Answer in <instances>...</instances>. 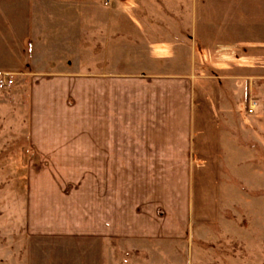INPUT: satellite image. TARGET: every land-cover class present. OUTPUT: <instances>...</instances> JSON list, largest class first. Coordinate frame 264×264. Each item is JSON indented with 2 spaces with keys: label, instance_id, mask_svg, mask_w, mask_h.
Masks as SVG:
<instances>
[{
  "label": "rangeland",
  "instance_id": "374dc122",
  "mask_svg": "<svg viewBox=\"0 0 264 264\" xmlns=\"http://www.w3.org/2000/svg\"><path fill=\"white\" fill-rule=\"evenodd\" d=\"M47 5L36 15L44 33L34 58L48 52L61 61L32 70L51 75L43 78L30 74L20 13L12 24L0 0V264H264L259 175L243 167L248 179H240L224 167L214 182L212 167L171 165L123 167V176L122 167H103L101 177L100 167L47 148L60 113L84 109L83 83L58 77L76 72L60 70L74 68L64 61L74 57L68 49L80 54L88 19L108 11L103 0L70 12ZM258 91L248 107L256 112Z\"/></svg>",
  "mask_w": 264,
  "mask_h": 264
},
{
  "label": "crops",
  "instance_id": "0c3cea01",
  "mask_svg": "<svg viewBox=\"0 0 264 264\" xmlns=\"http://www.w3.org/2000/svg\"><path fill=\"white\" fill-rule=\"evenodd\" d=\"M81 1L4 0L12 24L20 13L30 74L46 67V60L61 61L45 51L43 60L40 54L34 58L44 33L36 31V15L42 19L47 4L70 12ZM103 5L107 12L88 19L81 53L68 49L74 57L64 61L73 70L60 69L76 72L58 75L64 84L83 83L84 109L65 105L69 110H61L46 147L73 165L100 167L94 173L101 177L103 167L196 165L212 167L214 182L224 167L248 179L239 172L244 167L262 181L264 0H118L113 7L103 0ZM78 54L85 55V68H79ZM256 90L259 112L248 108ZM124 168L118 175L127 173ZM221 195L220 187L213 189L214 198Z\"/></svg>",
  "mask_w": 264,
  "mask_h": 264
},
{
  "label": "built area",
  "instance_id": "2783aa9c",
  "mask_svg": "<svg viewBox=\"0 0 264 264\" xmlns=\"http://www.w3.org/2000/svg\"><path fill=\"white\" fill-rule=\"evenodd\" d=\"M116 0H104V4L107 7H113L115 5Z\"/></svg>",
  "mask_w": 264,
  "mask_h": 264
}]
</instances>
